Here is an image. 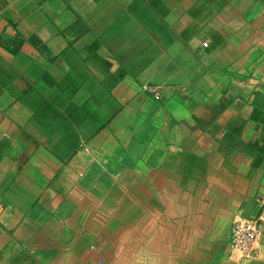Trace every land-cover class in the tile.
I'll use <instances>...</instances> for the list:
<instances>
[{
    "label": "crops",
    "instance_id": "obj_1",
    "mask_svg": "<svg viewBox=\"0 0 264 264\" xmlns=\"http://www.w3.org/2000/svg\"><path fill=\"white\" fill-rule=\"evenodd\" d=\"M121 247L264 264V0H0V264Z\"/></svg>",
    "mask_w": 264,
    "mask_h": 264
},
{
    "label": "built area",
    "instance_id": "obj_2",
    "mask_svg": "<svg viewBox=\"0 0 264 264\" xmlns=\"http://www.w3.org/2000/svg\"><path fill=\"white\" fill-rule=\"evenodd\" d=\"M205 45V43H202ZM144 89L148 87L144 86ZM154 97L158 95L153 93ZM260 238L258 219L255 218H238L232 221L229 228V246L237 250L240 255L249 254L252 243Z\"/></svg>",
    "mask_w": 264,
    "mask_h": 264
},
{
    "label": "rangeland",
    "instance_id": "obj_3",
    "mask_svg": "<svg viewBox=\"0 0 264 264\" xmlns=\"http://www.w3.org/2000/svg\"><path fill=\"white\" fill-rule=\"evenodd\" d=\"M109 234L110 233H108V235ZM123 242H125V239L119 241L120 244H122ZM109 249H110V254L112 255L111 258H113V252H115V249L108 248L107 249L108 252H109ZM89 250H93V249L89 248L88 251ZM117 250L118 251H117V254L115 257L116 259L114 258V260H116L115 263H113L114 261L113 262L109 261V258H103L102 255H99L95 258L94 264H142L140 262V260H141L140 253H138V255L136 252H134L133 254L126 253L128 255V256H126L124 254L125 251H124L123 247H121L120 249H117ZM89 264H93V262H90Z\"/></svg>",
    "mask_w": 264,
    "mask_h": 264
}]
</instances>
